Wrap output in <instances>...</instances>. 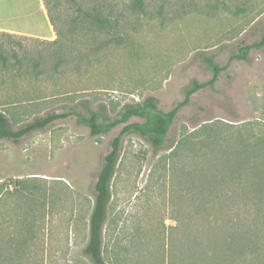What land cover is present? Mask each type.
<instances>
[{"label":"rangeland","instance_id":"rangeland-1","mask_svg":"<svg viewBox=\"0 0 264 264\" xmlns=\"http://www.w3.org/2000/svg\"><path fill=\"white\" fill-rule=\"evenodd\" d=\"M57 1L63 17L77 6L75 0ZM143 1L146 11L133 14L121 45L104 44L109 38L103 34L96 62L87 57L80 70L55 71L47 59L36 76L1 74L0 111L19 127L85 99L93 107L104 105L112 117L148 96L169 110L193 80L211 77L204 57L225 64L264 32V0ZM56 37L53 29L47 40ZM70 39L73 67L78 52L88 53L94 43L79 49L77 37ZM15 40L23 45L19 51L30 54L48 46L33 38ZM207 122H225L231 133L243 126L252 140L264 135V47L253 49L248 60L233 61L214 89L193 94L161 149L139 134L123 136L103 229L108 264H217L218 241L227 234L225 264H264V181L254 183L251 173L258 158L245 152L244 184L228 182L231 202L221 214L209 183L215 154L198 152V127ZM122 127L92 136L69 116L19 141L0 139V264H93L84 248L95 183ZM259 166L264 170V158Z\"/></svg>","mask_w":264,"mask_h":264},{"label":"trees","instance_id":"trees-1","mask_svg":"<svg viewBox=\"0 0 264 264\" xmlns=\"http://www.w3.org/2000/svg\"><path fill=\"white\" fill-rule=\"evenodd\" d=\"M75 1L76 8L63 17L59 11V1L43 0L50 22L57 34L53 40L0 31V75L10 72L16 76L39 75L44 72L41 63L47 59L52 60L50 67L55 71L65 68V66L80 70L81 63L87 57L91 59V62L98 60V55L102 53L103 34L109 38L104 44L121 45L127 31L133 27V14L146 11L143 0ZM137 9L139 10L137 11ZM70 37L73 39L77 37L76 40L81 45L79 49L86 45L87 41L94 43L88 53L81 50L78 52L76 59H73L75 62L73 67H70L72 58L67 50L72 42ZM15 38H33V40L48 46L34 54L21 52L16 47L23 45ZM263 47L264 32L259 40L241 45L237 52L230 55L225 64L216 61L214 56L204 57L211 77L206 81L193 80L187 87L184 98L169 110L161 109L157 98L148 96L142 101L125 104L119 114L112 117L106 114V110H103L104 105L99 104L97 107H93L91 101L85 99L79 103L80 106L70 107L63 112H48L45 115L36 116L19 127H14L10 117L4 111H0V139L19 141L26 135L44 129L60 118L69 116H75L78 123L86 125L92 136L108 133L123 124L119 134L111 140L110 150L104 156L97 175L94 205L89 218V238L84 248V253L93 264H108L103 253V229L108 216L112 181L120 158L123 136L130 133L139 134L151 143L155 150L161 149L168 140L169 130L178 113L190 103L192 95L206 87L214 89L221 73L226 71L233 61L248 60L253 49ZM90 52L94 53L93 59ZM133 117H138L141 120L131 122ZM229 127L231 126L225 122H207L198 127V152L210 149L215 154L210 161H215V165L213 175L209 176V183H214L216 187L215 196L221 214H225L227 205L231 202L228 182L233 180L238 183V186L244 184V173L246 172L244 170L246 158L244 159V157L247 156L245 152L254 151L253 158L256 160L258 158V165L254 166L251 172L254 176V183L264 181V170L259 166L261 158L264 156L258 154V151L264 150V135L258 137L254 135L252 140L246 136L243 126H240L242 128L238 129V133H231ZM233 137L236 138L235 145L231 144ZM181 142L186 145L191 143L186 139ZM229 237L230 234L223 235L218 241L220 248L217 249V264H225L228 259ZM238 239L236 237L235 240ZM196 262H198V258L195 257L194 263Z\"/></svg>","mask_w":264,"mask_h":264},{"label":"crops","instance_id":"crops-1","mask_svg":"<svg viewBox=\"0 0 264 264\" xmlns=\"http://www.w3.org/2000/svg\"><path fill=\"white\" fill-rule=\"evenodd\" d=\"M52 27L43 0H0V31L47 39Z\"/></svg>","mask_w":264,"mask_h":264}]
</instances>
